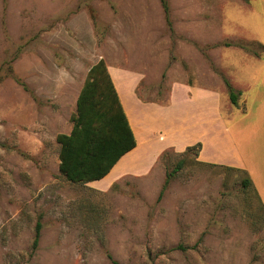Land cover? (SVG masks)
Masks as SVG:
<instances>
[{
	"label": "rangeland",
	"instance_id": "374dc122",
	"mask_svg": "<svg viewBox=\"0 0 264 264\" xmlns=\"http://www.w3.org/2000/svg\"><path fill=\"white\" fill-rule=\"evenodd\" d=\"M167 1L168 16L161 0H0V264H264V209L243 186L264 114L236 126L263 73L262 3ZM100 59L136 82L158 147L137 153L146 171L72 182L57 136Z\"/></svg>",
	"mask_w": 264,
	"mask_h": 264
},
{
	"label": "trees",
	"instance_id": "16d2710c",
	"mask_svg": "<svg viewBox=\"0 0 264 264\" xmlns=\"http://www.w3.org/2000/svg\"><path fill=\"white\" fill-rule=\"evenodd\" d=\"M161 3L168 16V1L161 0ZM225 81L231 101L237 105L240 92L236 93L230 82L227 79ZM72 119V130L57 136L60 143L59 170L69 181L88 183L103 179L121 157L137 145L112 75L103 59L90 67ZM201 146V143L189 146L186 152L194 149L200 151ZM243 186L253 187L249 175L243 179ZM256 195L259 198L257 192ZM262 207L264 209L263 204ZM40 230L41 223L38 222L35 247L38 245Z\"/></svg>",
	"mask_w": 264,
	"mask_h": 264
},
{
	"label": "crops",
	"instance_id": "0c3cea01",
	"mask_svg": "<svg viewBox=\"0 0 264 264\" xmlns=\"http://www.w3.org/2000/svg\"><path fill=\"white\" fill-rule=\"evenodd\" d=\"M259 1L262 3V11L264 14V0H259ZM251 38L256 39L257 37L256 38L251 37ZM256 40L262 45H264L258 39ZM258 62L263 66V69H261L263 70V73L259 77V80L253 84L257 86V89L256 91H253L254 95H253L251 107L249 111L246 113L247 116L244 119L237 122L236 124L237 128L240 125L238 123L244 122L248 117H251L253 114L256 115V117L253 116V119L251 121L254 122L253 124H255V126L257 123L258 126L260 122L259 116L261 114H264V110H261L262 107H263L262 109H264V57L262 58L261 61ZM111 75L137 141L136 147L131 151L127 152L125 155H123L121 159L116 163V165L110 171V173H112L113 169L119 164V168H117L115 172V176H114L115 178L117 175L135 174L146 171V168L148 167V160L144 161L142 158H139L137 156V153H140L141 148L154 150L155 147H158V143H156L157 138H153V136H150L147 133L148 129L145 128L144 125L145 123L141 122L139 117L137 116L138 113H140V115L141 114L143 115V110L145 109H144V103H142V101L139 99L136 93V87H137L136 82L130 76V80H128L127 82L128 85L121 87L120 86L121 81L119 78L116 77L118 76V74L117 73L113 74L111 72ZM245 85H247V83ZM241 87L243 88V86ZM241 87L240 90L244 92L248 86L244 89H241ZM223 119H227V118H224V116L218 111L214 116L212 115L211 117H209V121H208V127L211 130V134L212 133L215 134V136L212 134L215 137V140H217V138L219 137L218 140H220L221 143H223L225 137L223 133V129H225V134L228 138L229 135H231L230 129L227 126L226 127L224 126L223 121L221 122V120ZM261 120L263 121V119ZM249 124L250 123H246L245 125L247 126ZM172 144H174L178 148H182L183 146L180 143H177V141L172 142ZM201 145H202V148L200 150L201 156H203L204 159H207V157H205L204 155L205 145L204 143H202ZM225 158L226 159H223L218 162L231 166H235L236 164H239L238 161L228 156H226ZM251 177H252L251 180L253 183V188L257 192L260 201L264 205V143L258 144L257 147L253 149Z\"/></svg>",
	"mask_w": 264,
	"mask_h": 264
}]
</instances>
